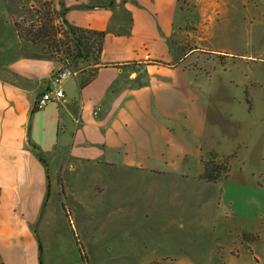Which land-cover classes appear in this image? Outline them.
<instances>
[{"label":"crops","instance_id":"1","mask_svg":"<svg viewBox=\"0 0 264 264\" xmlns=\"http://www.w3.org/2000/svg\"><path fill=\"white\" fill-rule=\"evenodd\" d=\"M51 2L61 21L102 32L101 48L89 76H69L61 100L35 109L58 62L0 22V264H46L37 224L49 169L67 158L147 177H211L225 211L227 189L242 185L228 183L230 164L209 176L205 163L211 153L231 163L235 148L264 140V127L252 122L264 83L256 45L264 0ZM60 206L69 237L98 238L95 224L80 226L75 205ZM246 207L260 213L264 204Z\"/></svg>","mask_w":264,"mask_h":264},{"label":"rangeland","instance_id":"2","mask_svg":"<svg viewBox=\"0 0 264 264\" xmlns=\"http://www.w3.org/2000/svg\"><path fill=\"white\" fill-rule=\"evenodd\" d=\"M59 15L51 0H0L1 24L12 27L39 55L55 58L57 67L68 62L72 76L76 72L89 76L97 61V45L75 55L80 51L67 40ZM38 18L55 26V41L33 43L18 34L15 22L28 26ZM85 35L90 37L83 39L85 44L96 37ZM256 35L257 50L264 57V29ZM240 39L242 35L236 41ZM261 90L252 122L264 127V83ZM241 118L247 124L248 117ZM249 141L247 136L245 142ZM253 143L235 148L231 163L219 153L206 160L209 176L211 171L226 173L230 164L228 183L242 185L236 193L227 189L225 211L217 210L221 185L213 187L211 177L190 179L169 173L147 177L133 168L73 158L55 163L49 169V196L37 224L44 263L264 264V209L257 213L246 207L264 204V187L250 183H264V140ZM67 202L76 206L73 213L82 216L80 226L95 224L98 238L68 236L60 206ZM54 228L60 236L47 238L44 232Z\"/></svg>","mask_w":264,"mask_h":264},{"label":"trees","instance_id":"3","mask_svg":"<svg viewBox=\"0 0 264 264\" xmlns=\"http://www.w3.org/2000/svg\"><path fill=\"white\" fill-rule=\"evenodd\" d=\"M17 32L19 35L24 37L26 40H29L33 43H36L38 41H45V42H53L55 41V33L57 29L53 24H49L48 22H43L42 19L38 18L36 22H31L28 24V26H22L19 22L14 23ZM61 24L64 27V33L67 38V40L71 41L74 45L75 48H77L80 52L76 53L75 55L80 56L82 55L81 51L87 50L89 45H97V51L99 54L100 48H101V37H102V32H97L94 30H89L86 28H80V27H74L68 25L65 21H61ZM89 33L91 35H95L96 37L93 38L92 43L90 44H85L84 40L85 39H90L89 36H86L85 34ZM84 39V40H83ZM66 41V43L68 42ZM97 54V58H98ZM214 172V171H211ZM244 238V235H243Z\"/></svg>","mask_w":264,"mask_h":264},{"label":"built area","instance_id":"4","mask_svg":"<svg viewBox=\"0 0 264 264\" xmlns=\"http://www.w3.org/2000/svg\"><path fill=\"white\" fill-rule=\"evenodd\" d=\"M60 65L51 72L47 86L39 93L35 100V109L46 106L49 102H56L64 97L63 82L71 75L67 68L68 62Z\"/></svg>","mask_w":264,"mask_h":264}]
</instances>
